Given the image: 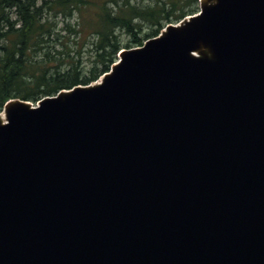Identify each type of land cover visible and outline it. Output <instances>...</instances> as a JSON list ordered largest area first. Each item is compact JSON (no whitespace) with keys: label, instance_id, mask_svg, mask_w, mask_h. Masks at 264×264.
Listing matches in <instances>:
<instances>
[{"label":"water","instance_id":"95a60500","mask_svg":"<svg viewBox=\"0 0 264 264\" xmlns=\"http://www.w3.org/2000/svg\"><path fill=\"white\" fill-rule=\"evenodd\" d=\"M106 72L3 104L0 264H264V0H199Z\"/></svg>","mask_w":264,"mask_h":264},{"label":"trees","instance_id":"16d2710c","mask_svg":"<svg viewBox=\"0 0 264 264\" xmlns=\"http://www.w3.org/2000/svg\"><path fill=\"white\" fill-rule=\"evenodd\" d=\"M197 11L198 0H0V111L11 98L36 102L96 81L120 49L141 46L167 23ZM72 17L77 27L67 20ZM65 30L84 42L92 37L88 67L79 51L69 55Z\"/></svg>","mask_w":264,"mask_h":264},{"label":"rangeland","instance_id":"374dc122","mask_svg":"<svg viewBox=\"0 0 264 264\" xmlns=\"http://www.w3.org/2000/svg\"><path fill=\"white\" fill-rule=\"evenodd\" d=\"M144 3L147 2V0H143ZM198 9H199V0H198ZM76 17V16H75ZM75 17H72L70 19H67L70 24L74 25L75 27H77V20ZM61 17L58 18V25H57V30H61L63 27V23L61 21ZM66 21V19H65ZM76 29V28H75ZM60 33H63V31H61ZM65 34V42H67V44L69 45V55L76 57L77 56V52L79 51V57L82 61V63L84 64L83 66L86 68L89 66L90 64V60L93 59V45H92V37L88 38L85 42L82 41L81 38H79V34L76 32H67L65 30L64 32ZM120 38H122L123 41H126L127 35L124 33H121Z\"/></svg>","mask_w":264,"mask_h":264},{"label":"bare ground","instance_id":"6f19581e","mask_svg":"<svg viewBox=\"0 0 264 264\" xmlns=\"http://www.w3.org/2000/svg\"><path fill=\"white\" fill-rule=\"evenodd\" d=\"M0 115H1V116H3V113H2V112H0Z\"/></svg>","mask_w":264,"mask_h":264}]
</instances>
